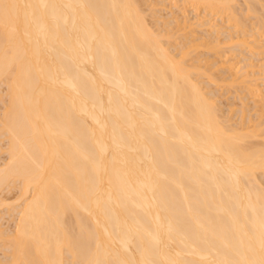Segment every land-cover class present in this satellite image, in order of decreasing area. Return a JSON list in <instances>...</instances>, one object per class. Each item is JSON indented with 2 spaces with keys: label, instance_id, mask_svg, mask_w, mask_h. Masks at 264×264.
<instances>
[{
  "label": "bare ground",
  "instance_id": "obj_1",
  "mask_svg": "<svg viewBox=\"0 0 264 264\" xmlns=\"http://www.w3.org/2000/svg\"><path fill=\"white\" fill-rule=\"evenodd\" d=\"M255 52L264 0H0V264H264Z\"/></svg>",
  "mask_w": 264,
  "mask_h": 264
},
{
  "label": "rangeland",
  "instance_id": "obj_2",
  "mask_svg": "<svg viewBox=\"0 0 264 264\" xmlns=\"http://www.w3.org/2000/svg\"><path fill=\"white\" fill-rule=\"evenodd\" d=\"M150 3H151V1H150ZM167 5H169L170 6V4H167ZM169 7H167V9L165 10V8H163L162 10H161V8L159 7V8H157V10H156V14H158V16L157 17H161L162 15H163V17H164V20H166V21H168L167 19H165V16L166 15H168V16H166V18H168L169 20H171L172 19V15H170V13L171 12H176L175 10V8H169ZM159 9L161 10V11H159ZM159 11V12H158ZM191 11V10H190ZM180 14V13H179ZM165 15V16H164ZM176 15V14H175ZM174 15V17H178V16H180V15H176L175 16ZM189 17H190V19H192V20H194L195 19V17H196V15H194L193 14V12L191 11L190 13H189ZM171 16V17H170ZM195 16V17H194ZM162 17V18H163ZM173 17V18H174ZM194 17V18H193ZM158 18V19H159ZM161 18V19H162ZM173 20V19H172ZM251 20V19H250ZM249 20V21H250ZM251 22V21H250ZM226 24V23H225ZM225 24H224V26H225ZM226 25H228V24H226ZM249 27V26H248ZM249 28H251V26L249 27ZM221 31V35L222 34H224L223 36H221L220 34V37H221V40H223L224 38H225V36H228V35H226L227 34V32L225 31V29H224V32L222 33V30H220ZM226 33V34H225ZM224 41H225V39H224ZM178 53V50H177V52H175V54H177ZM255 54V55H254ZM251 57H254V58H252V61H253V63L255 62L256 64H257V61H259V63H263L264 64V55H260L259 54V56H258V53L257 52H255ZM208 56H210V55H208ZM248 56V55H247ZM261 56V57H260ZM240 57H242V56H240ZM246 57V56H245ZM250 57V56H249ZM255 58H258V60L257 59H255ZM262 58V59H261ZM212 59V61H215V58L214 57H212L211 58ZM241 59V58H240ZM243 57H242V62H241V60H239V58H238V60H237V62H240V63H243ZM261 59V60H260ZM235 60V61H236ZM257 60V61H256ZM234 61V60H233ZM245 62V61H244ZM256 64H254V67H253V71H254V73L256 72V71H258V73H260L262 70H264V68L261 70L260 69V72H259V68L260 67H262V66H260V67H258L257 68V66H256ZM260 64H258V66H259ZM262 65V64H261ZM256 67V68H255ZM254 68H255V70H254ZM257 73V74H258ZM256 74V75H257ZM255 75V76H256ZM225 76V75H224ZM227 76H228V74H227ZM226 77V76H225ZM256 77H258V76H256ZM263 80V79H262ZM206 83V82H205ZM258 85L260 86L261 84V89L264 91V83L263 82H261V80H258ZM210 85H212V84H210ZM213 86H214V84H213ZM209 87V86H208ZM4 88V87H3ZM212 89V94L215 96H213L214 97V99H215V101H216V103H218V105H220L221 106V109L222 108H224V109H222V110H224L223 112L224 113H226V115L228 116L229 115V117L230 118H232V124L233 125H238L237 123H240L241 122V116L243 117H245V116H247V118H249L248 120H250V119H254V120H256L257 119V117H259V115L257 116L256 115V113H258V109L256 108V106L254 105V104H256V102L255 101H252V99L251 98H249V97H247V99H241V97H245V95H244V93H243V91L242 90H239L238 88H236V87H233V89H232V87H228L226 84H222L221 83V85L219 84L218 85V87L216 86H214V87H209L208 89ZM218 88V89H217ZM230 88L232 89L231 91H230ZM260 88V87H259ZM207 89V90H208ZM211 89L210 90H208V91H210L211 92ZM220 89V90H219ZM227 89V90H226ZM236 89H238V90H236ZM2 90V92H3V90L4 89H1V87H0V91ZM218 90V91H217ZM230 92H229V91ZM216 93H215V92ZM241 94H240V93ZM238 93V94H237ZM240 94V95H239ZM242 95V96H241ZM249 98V99H248ZM243 100V101H242ZM245 100H247V101H249V102H247L246 104L244 103V102H246ZM254 100V99H253ZM218 101V102H217ZM242 101V102H241ZM252 101V102H251ZM243 103V104H242ZM242 105H243V107H242ZM246 105V107H244ZM255 106V107H254ZM2 107V105L0 106V108ZM254 107V108H253ZM245 108V109H244ZM242 109H243V111L246 113H244V112H242ZM257 109V110H256ZM227 110V111H226ZM230 112H229V111ZM232 110V111H231ZM247 110V111H246ZM2 110L0 109V113H2L1 112ZM226 111V112H225ZM232 112V113H231ZM241 112H242V114H241ZM244 113V114H243ZM232 114V115H231ZM225 115V116H226ZM257 116V117H256ZM243 117V118H244ZM256 117V118H255ZM263 118H264V116H263ZM245 120H246V118H244ZM252 119V120H253ZM253 120V121H254ZM239 121V122H238ZM248 122V121H247ZM255 122V121H254ZM2 139L0 138V143H2V144H0V156H1V160H0V167H1V164H2V162L3 161H6V158H7V155H6V153H5V149H3L2 150V148H1V146L3 145L4 146V140L2 141ZM2 150V151H1ZM4 153V154H3ZM5 159V160H4ZM263 175V174H262ZM261 179H262V177H261ZM263 179H264V175H263ZM11 192H8V189H7V191L5 190V192H3L2 194H1V196L3 195V198L5 199V198H7V199H5V204H7V203H12V205L14 204L13 203V201H16V198H17V192H15L16 190H10ZM13 192V193H12ZM15 192V193H14ZM16 195V196H15ZM4 201V200H3ZM10 203V204H11ZM5 204H4V202H3V205H2V202H0V229H2V230H5V231H9V229L12 231V228L15 226V224H14V222H13V220H14V218H12V217H14V216H12L11 217V215L13 214V212H12V214L11 215H8L7 213V211L10 209V208H12L13 206L12 205H10V208L7 210L6 209V207L8 208V204L5 206ZM10 211V210H9ZM12 211V210H11ZM11 211H10V213H11ZM9 213V214H10ZM9 217H11V218H9ZM1 226H3V227H1ZM2 253V251H0V255H3V254H1Z\"/></svg>",
  "mask_w": 264,
  "mask_h": 264
}]
</instances>
